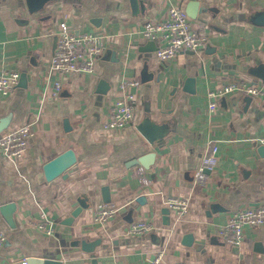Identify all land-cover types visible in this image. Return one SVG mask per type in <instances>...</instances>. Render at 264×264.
<instances>
[{
  "label": "crops",
  "instance_id": "0c3cea01",
  "mask_svg": "<svg viewBox=\"0 0 264 264\" xmlns=\"http://www.w3.org/2000/svg\"><path fill=\"white\" fill-rule=\"evenodd\" d=\"M170 7L207 42L161 61L141 30ZM62 21L100 33L104 51L54 95L48 66ZM3 69L19 81L0 96V137L24 124L34 135L18 160L0 151V264H150L158 253L160 264H264L263 228L246 227L238 247L217 235L234 211L264 205V0H0ZM124 79L138 82L135 125L104 130ZM229 85L262 93L220 94ZM213 146L217 166L196 183ZM168 197L187 199L188 213L176 216ZM105 203L118 211L95 224ZM136 221L153 228L128 236Z\"/></svg>",
  "mask_w": 264,
  "mask_h": 264
},
{
  "label": "built area",
  "instance_id": "2783aa9c",
  "mask_svg": "<svg viewBox=\"0 0 264 264\" xmlns=\"http://www.w3.org/2000/svg\"><path fill=\"white\" fill-rule=\"evenodd\" d=\"M141 36L155 44V55L161 61L172 60L183 52L199 53L206 47L207 42L206 34L195 27L187 13L178 7H170L163 19L146 22L141 30ZM103 51V39L100 33L75 31L65 21L60 22L48 66V77L51 80L53 94H58L62 87V79L69 74L92 73ZM18 81V72L1 70L0 96L5 97L12 93ZM137 86L136 80L124 79L119 83V95L109 106L102 122L104 130L118 131L134 127ZM237 88L252 95L262 93L256 87L229 85L222 88L220 94ZM220 94L210 93L209 95L211 98H216ZM215 107V102L210 101L208 109L213 111ZM33 135L30 124L10 130L0 137V151L8 160H18L27 152ZM261 142L264 145V139ZM217 163V147L213 146L210 152H206L201 157L200 165L193 174L195 182L201 184L206 181L208 174L214 171ZM164 204L179 217L186 215L189 211V201L185 198L168 197ZM117 211L115 204L105 203L94 213L93 222L104 225L116 215ZM44 227L38 226L43 228L46 234H50L51 230ZM246 227L264 229V205L248 206L234 211L227 223L219 228L217 235L227 246L238 247L243 241ZM152 228V224L148 222L136 221L127 226L126 234L142 236L149 233ZM6 240L7 235L0 233V248L4 246ZM161 258V253L156 254L150 260V264H160ZM21 264H26V259L22 260Z\"/></svg>",
  "mask_w": 264,
  "mask_h": 264
},
{
  "label": "water",
  "instance_id": "95a60500",
  "mask_svg": "<svg viewBox=\"0 0 264 264\" xmlns=\"http://www.w3.org/2000/svg\"><path fill=\"white\" fill-rule=\"evenodd\" d=\"M81 246L84 248L86 246V243L85 242H81ZM28 260H26V263H27Z\"/></svg>",
  "mask_w": 264,
  "mask_h": 264
}]
</instances>
